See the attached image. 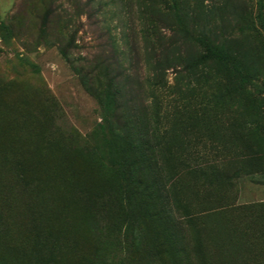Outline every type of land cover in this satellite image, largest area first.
<instances>
[{"label":"rangeland","instance_id":"obj_1","mask_svg":"<svg viewBox=\"0 0 264 264\" xmlns=\"http://www.w3.org/2000/svg\"><path fill=\"white\" fill-rule=\"evenodd\" d=\"M0 264H264V0H0Z\"/></svg>","mask_w":264,"mask_h":264},{"label":"trees","instance_id":"obj_2","mask_svg":"<svg viewBox=\"0 0 264 264\" xmlns=\"http://www.w3.org/2000/svg\"><path fill=\"white\" fill-rule=\"evenodd\" d=\"M22 178V177H21Z\"/></svg>","mask_w":264,"mask_h":264}]
</instances>
